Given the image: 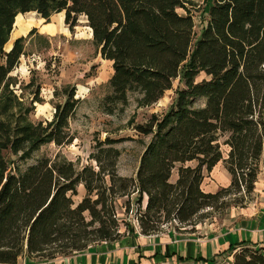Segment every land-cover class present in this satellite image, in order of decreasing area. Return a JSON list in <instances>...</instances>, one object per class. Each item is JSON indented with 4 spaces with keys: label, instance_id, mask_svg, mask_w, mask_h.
Segmentation results:
<instances>
[{
    "label": "trees",
    "instance_id": "16d2710c",
    "mask_svg": "<svg viewBox=\"0 0 264 264\" xmlns=\"http://www.w3.org/2000/svg\"><path fill=\"white\" fill-rule=\"evenodd\" d=\"M186 1L0 0V263L14 264L24 252L43 259L67 256L93 243L134 235L127 223L121 229L114 204L129 192L137 194L135 219L145 235L166 224L193 229L206 218L204 210L224 207L225 197L233 195V203L241 206L251 199L264 157V0H212L194 41L192 16L177 11ZM27 12L44 22L63 12L70 30L80 15L85 17L100 56L112 62L105 108L125 105L129 92L138 93L141 104L155 103L177 79L165 112L135 126L149 139L134 176L117 173L120 152L102 146L113 142L108 138L92 155L95 165L76 169L56 154L20 167L18 162L45 143L72 142L68 124L78 102L74 87L65 88L49 121L33 122L30 109L18 108L9 73L36 28L16 37L8 50L5 45L15 16ZM200 72L205 77L196 81ZM33 94L37 101L38 87ZM221 144L228 147L225 158ZM221 159L230 182L205 191L203 170ZM191 161L195 165L186 164ZM79 184L85 195L74 204ZM219 254L231 256L230 264H264V247L245 240Z\"/></svg>",
    "mask_w": 264,
    "mask_h": 264
},
{
    "label": "rangeland",
    "instance_id": "374dc122",
    "mask_svg": "<svg viewBox=\"0 0 264 264\" xmlns=\"http://www.w3.org/2000/svg\"><path fill=\"white\" fill-rule=\"evenodd\" d=\"M211 2L212 0H187L184 7L177 8L179 13L188 12L192 16L194 25L193 41L206 24L207 8ZM57 14L50 17L49 22H44V19L40 18L35 12L23 14L24 22L20 14L16 16L13 24L16 29L13 30L12 27L13 32L10 33L5 49L11 45L14 33L19 32V30L25 32L31 25H34L31 26V29L33 27L39 29L41 23H43L41 28L48 33L45 32L41 36L34 33L26 37L24 56L35 57V60L32 61L33 67H30L31 72L26 77L11 74L10 77L13 83L10 84V89L19 102L18 108L24 109L26 107L30 109L27 116L31 121L36 122L51 120L54 113V104L64 100V89L74 87V97L78 98V102L68 124V130L72 134L73 140L71 143L62 145H56L53 142L45 143L29 159L18 163L20 167H23L40 156L52 158L56 154H61L71 160L76 169H80L85 164L95 165L92 155L97 151L99 144L108 138L112 139L113 142L102 146H112L120 152L116 160L117 173L121 176H134L140 154L149 139V135L139 133L135 126L148 122L152 115L160 117L165 112L175 97L177 79L173 81L172 87L165 91L164 95L155 103L141 104L137 101L138 93L129 92L128 101L125 105L118 102L109 104L105 108L103 98L111 92L108 79L112 74V70L103 65L95 45H83L82 53H75V56L79 57L78 59L63 63V50L60 44L65 39L61 36V32H56L54 35L49 34L54 33L56 30L54 20L61 18L63 12H60V15ZM82 20L83 18L80 16L76 27L70 30L72 35L75 33L85 35L86 26L88 25ZM65 27H67L66 24ZM27 34L28 31L25 36ZM204 77L205 74L200 72L195 80H201ZM29 81H33V84L27 85ZM36 87L39 88L38 100L32 101L33 91ZM223 139L224 136L219 138L220 143L223 142ZM221 149L223 158H225L228 147L221 144ZM195 163V161H191L186 164L195 165ZM175 174L174 170L172 180ZM203 175L202 188L205 191H216L220 187L227 186L230 182V175L222 159L210 171L204 169ZM257 181L259 184L255 183V188L250 195L251 199H245L247 202L242 204L245 206L244 208L253 210V208H257L256 205L259 206V202H261V205L264 204V157H261L259 161ZM257 185L259 186L257 187ZM84 195L85 189L82 184H79L77 193L72 195L74 204L78 203ZM232 199H234L233 195L225 197V206L217 210L211 208L204 210L203 214L206 215V218L198 217L199 220L218 222L219 224L232 211L241 208V205H235ZM136 200L137 194L135 192L117 196L114 200L116 215L122 230L125 227L124 223L134 227L135 231L138 229L135 220ZM144 203L143 198L141 206ZM168 225L170 224H166L164 227ZM188 227L191 228L190 225ZM161 230L165 232L167 229ZM174 230L175 234L185 237L202 238L205 236L201 231L198 233L199 230L196 229ZM231 260V256L218 254L214 258L215 262L213 264H230ZM189 264L194 263L190 262Z\"/></svg>",
    "mask_w": 264,
    "mask_h": 264
},
{
    "label": "crops",
    "instance_id": "0c3cea01",
    "mask_svg": "<svg viewBox=\"0 0 264 264\" xmlns=\"http://www.w3.org/2000/svg\"><path fill=\"white\" fill-rule=\"evenodd\" d=\"M18 14L22 16L24 22L23 14ZM57 15H60V12ZM80 16L83 18L82 21L86 22L85 17L83 15ZM54 23L56 30L54 33L49 34L54 35L56 32H61V36L65 39L60 44L63 50V54L61 53L63 63L78 59L79 57H76L75 53L81 54V49L85 45H94L89 26H86L85 35L80 33L72 35L68 26L65 27L64 13L61 18L55 19ZM31 26L25 32L19 30V32L14 33L12 40L19 36H25ZM41 26L36 29V33L39 36L45 32L48 33ZM14 28L16 29L15 25H13V30ZM13 30H11V34ZM98 54L100 56L99 51ZM100 58L103 61V65L108 66L109 70H112V62L103 59L101 56ZM33 60H35V57L30 58V55L25 57L24 53L21 54L18 66L9 74L28 76L31 72L30 67H33ZM255 183L259 184L257 178ZM240 207L239 210L232 211L229 216L222 219L219 224L218 222L213 223L205 220H200L194 224L193 229L199 230L198 233L201 231L205 234L202 238L177 235L175 234V228L171 224L161 228L167 229L165 232L160 230L157 233L148 235L141 234L138 228L134 235L126 234L116 241L93 243L85 250L73 252L67 256L43 259L29 256L24 252L14 264H189L190 262L194 264H211L212 262L209 259L215 258L222 251H226L235 243L243 240L249 241L256 246L264 247V204L261 205V202H259V206L256 205L257 208H253V210L244 208L245 206ZM187 227L180 229H191Z\"/></svg>",
    "mask_w": 264,
    "mask_h": 264
},
{
    "label": "built area",
    "instance_id": "2783aa9c",
    "mask_svg": "<svg viewBox=\"0 0 264 264\" xmlns=\"http://www.w3.org/2000/svg\"><path fill=\"white\" fill-rule=\"evenodd\" d=\"M136 220V219H135ZM136 223H137V221H136Z\"/></svg>",
    "mask_w": 264,
    "mask_h": 264
},
{
    "label": "water",
    "instance_id": "95a60500",
    "mask_svg": "<svg viewBox=\"0 0 264 264\" xmlns=\"http://www.w3.org/2000/svg\"><path fill=\"white\" fill-rule=\"evenodd\" d=\"M8 50V49H7Z\"/></svg>",
    "mask_w": 264,
    "mask_h": 264
}]
</instances>
